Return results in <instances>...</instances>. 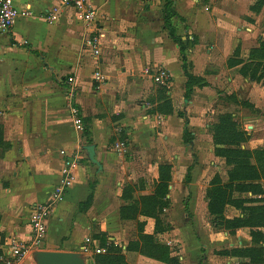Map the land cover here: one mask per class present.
I'll return each instance as SVG.
<instances>
[{
    "label": "crops",
    "instance_id": "1",
    "mask_svg": "<svg viewBox=\"0 0 264 264\" xmlns=\"http://www.w3.org/2000/svg\"><path fill=\"white\" fill-rule=\"evenodd\" d=\"M89 1L98 13L95 26H86L76 10L61 0H14L16 7L29 9L31 16L20 18L9 31L0 29V125L8 145L7 149L0 147V255L7 253L10 240H31L32 210L48 201L58 184L64 162L60 152L65 150L69 155L78 153L81 159L74 170L72 188L49 219L43 251L77 253L92 264L96 255L82 253L83 239L92 237L100 245L105 235L103 238L121 248L126 264H163L127 251L129 224L120 214L127 174L124 157L115 151L112 141L125 131L128 149L145 150L153 170V145L140 140L141 135L150 137L154 132L152 120L139 102L147 99L154 86L146 72L154 67V73L164 70L172 81L168 95L174 107L185 101L187 79L180 49L165 28V0ZM172 1L175 16L171 23L186 45L196 38L186 56L194 65L192 72L208 80L207 87H218L220 68L224 70L241 41L253 36L263 40L236 33L238 24L248 25L245 16L255 0L245 1L246 13L244 2L240 8L236 0ZM52 11L57 18L50 23L47 17ZM96 32H100L102 43L98 57L84 44ZM196 60L201 62L199 68ZM211 65L216 67L209 68ZM207 69L210 71L205 73ZM97 70L107 77L105 85L94 82ZM70 77L77 85V103L88 137L76 130L71 119L67 101ZM235 79L228 78V96L241 93ZM247 82L249 87L242 95L257 112L251 128L263 143L264 86ZM186 120L184 123L172 115L160 121L165 138L170 135L183 140ZM133 177H139L138 173L134 171ZM92 192L91 206L80 210ZM235 239L236 247L254 246L247 234ZM186 257L180 256L182 264H187ZM35 261L32 255L23 264ZM248 261L239 257L231 260L237 264Z\"/></svg>",
    "mask_w": 264,
    "mask_h": 264
},
{
    "label": "rangeland",
    "instance_id": "2",
    "mask_svg": "<svg viewBox=\"0 0 264 264\" xmlns=\"http://www.w3.org/2000/svg\"><path fill=\"white\" fill-rule=\"evenodd\" d=\"M236 1L240 8L241 1L244 2L243 11L246 13L245 1L248 3L249 0ZM259 1L255 0L254 4L247 11L245 20L248 22V25L241 27L238 24L236 33L239 35H257L256 37H259V40L262 38V42H264V0ZM256 4L258 5L254 7ZM249 24L255 25L252 27ZM1 32L6 31L2 30ZM254 39L256 38L253 36L245 42L240 40L241 43L237 47V50H239L237 59H242L243 64L233 67L234 71H228V61L225 62L223 66L224 70L220 68L222 76H220L221 80L217 88H214L212 85V87L203 88L194 86L190 98L187 99L184 96L185 101L181 102L177 109L174 107L171 96L166 97L161 93L163 89L171 91L172 81H169L167 88H159L154 80L155 73L153 69L155 67L147 69L148 72H146L148 75H151L154 86L149 91L147 99L140 101L139 104L141 106L144 105L143 109L147 108V111H144V113L147 116H151V126L154 132L150 137L141 135L140 140L145 145H153L151 149L153 153V170L152 166H150L151 157L148 156L145 150L132 152L128 149L129 142L125 131H121L120 136L116 135L117 139L113 140L112 144L115 151H118L116 148L118 143L125 145L123 149L117 152L120 154L119 156L124 157L123 163L125 164L127 174L121 197L122 207L134 200L139 201L141 197L153 196L158 192V184L167 181L168 194L166 199L169 201V206L165 207L159 216L165 225L171 226L172 230L155 234V218L137 214L136 219H122V221L129 224L126 230L130 242L138 241L139 233L141 235H156L160 242L166 243L171 247L173 255H177L179 258L180 256L187 255V264H237V262H231L235 257L224 255L222 252L232 249H242V246L236 247L237 240L235 236L237 235L244 236V234H247L248 240L252 241L250 229L240 228L235 233H232L224 228L217 229L213 226L212 216L207 208V192L216 185L223 186L229 182L230 170L232 168L227 164L226 158L218 156L216 152L218 148H228L232 142L239 144L238 149L250 151L253 154L264 148V142L260 141V134L255 135L254 129L251 128L255 124L254 116L257 112L254 111L253 105L245 101V97L242 95L249 87V83L247 82L249 79L244 76V72H248L255 65L261 64L259 76L262 72L261 68L264 67V53L253 57L250 55L251 51L255 46L257 48L258 42H260L257 38L255 43ZM195 41L196 38L191 40L187 44V48L191 46L190 44H195ZM244 50H247V53ZM185 54L187 55V53ZM190 61L187 58V69L195 75L192 72L194 65ZM196 62L199 68L201 62L197 60ZM213 66L208 67L212 68ZM208 69L205 70V73L210 71ZM197 76L208 82L203 77L204 75L197 74ZM234 76L236 78L235 87L241 93L238 95V93L234 94L236 93L234 92L231 96H228L225 93L228 90V78L234 79ZM249 82L258 83L263 86L264 72L260 81ZM230 88L229 90L232 92ZM221 93L224 95H220ZM240 102H246L247 104H240ZM169 105L172 107V115L183 119L184 123L185 119H188L189 125L187 128L189 135H192L194 138L192 143L193 148L192 145H187L183 140H180L178 136L172 137L169 135L168 139L165 138L160 121H163L168 116H172L167 115L170 111ZM219 126L222 127V130H219ZM224 127H229V131L224 132ZM161 132L163 135H160ZM221 132L222 134H220ZM214 137L220 141L221 145H216ZM153 139L155 140L153 141ZM132 159L133 161L130 165L129 161ZM194 162L197 164L192 172V183L187 190L184 185V178L188 166ZM251 162L255 163L254 158H252ZM134 171L139 175L136 179L133 177ZM167 177H169L168 180H166ZM261 184L264 187V179L261 181ZM125 190L127 192L123 196ZM158 193L160 194V192ZM188 195L191 196L189 208L186 209L185 200ZM234 197L246 198L251 197V194L236 193ZM239 213L240 211L232 206L226 208L227 218L233 219L238 217ZM252 245L254 244L252 243ZM243 247H246L245 244ZM41 250L43 251L44 248ZM182 250L183 252H181ZM240 263L243 262H239L238 264ZM34 264H37V260Z\"/></svg>",
    "mask_w": 264,
    "mask_h": 264
},
{
    "label": "trees",
    "instance_id": "3",
    "mask_svg": "<svg viewBox=\"0 0 264 264\" xmlns=\"http://www.w3.org/2000/svg\"><path fill=\"white\" fill-rule=\"evenodd\" d=\"M259 1V0H258ZM260 2V1H259ZM259 4V3H258ZM256 4L254 7H256ZM173 1L165 0L164 14H165V28L169 31L172 40L179 46L180 54L183 62V70L187 78L186 93L185 97L190 98L194 86L207 87L209 83L204 81L203 78L198 77L190 73L187 69V58L186 50L187 45L183 42L181 37L177 35L175 27L171 23V19L175 16L172 8ZM262 42V41H261ZM259 47V48H258ZM257 48H254L250 55L256 56L264 53V42L259 44ZM238 51L236 50L234 56L228 59V68H233L243 64V60H238ZM261 64L255 65V67L244 72V76L248 77L249 81H260L264 72V67L261 68ZM264 86V84H263ZM169 90H162L166 97ZM168 104L169 101H167ZM240 104H247L246 102H240ZM169 113L172 115V107L169 105ZM223 119V118H222ZM84 124V123H83ZM189 124L186 120V128L183 134V141L187 145H192L194 138L189 135L187 125ZM219 130L222 127L219 126ZM224 132L229 131V127L223 128ZM83 133L86 137L89 136L88 128L85 125ZM222 134V132L220 133ZM215 138V137H214ZM90 142V141H88ZM216 145H221L220 141L215 138ZM238 143V142H237ZM236 145V146H235ZM239 144L230 143L228 148H218V156L226 158V162L231 166L229 182L223 186L216 185L210 188L207 192L208 198V212L212 216L213 226L217 229L224 228L232 233L240 228H249L250 236L254 246L242 249H232L230 251L222 252L224 255L247 258L248 262L240 264H264V187L261 181L264 179V148L254 152L243 151L238 149ZM0 147L8 148V145L3 141V128L0 125ZM254 158L255 163L251 162ZM194 162L187 170L185 176V186L188 188L192 181V171L194 168ZM167 177L166 180H168ZM157 191L153 196L141 197L139 201H132L130 204L124 206L120 210L121 218L123 220L136 219V215H144L153 217L156 220L155 234L163 233L172 230L170 225H165L164 221L160 219V212L165 207L169 206V201L166 199L168 194L167 181L158 184ZM127 190L124 191L123 196ZM251 194V197L246 198H235L234 194ZM190 196L188 195L186 201V209L189 208ZM93 202V192L88 199L83 202L80 206V210L88 209ZM144 204V205H143ZM143 205V208H142ZM232 206L240 211V215L235 218L226 217V208ZM105 236V235H104ZM103 236V237H104ZM103 242L100 244L101 247L106 249L105 254L96 255L95 264H126L125 256L122 254L121 248L116 247L113 243H110L103 238ZM128 252H137L140 255L155 260L163 264H182L179 256L173 255V251L169 245L160 242L156 235H147L139 233L138 241H131L127 246ZM221 253V254H222Z\"/></svg>",
    "mask_w": 264,
    "mask_h": 264
},
{
    "label": "built area",
    "instance_id": "4",
    "mask_svg": "<svg viewBox=\"0 0 264 264\" xmlns=\"http://www.w3.org/2000/svg\"><path fill=\"white\" fill-rule=\"evenodd\" d=\"M65 6H71L76 10L78 18L86 24V26H95L97 22V10L92 6L89 0H61ZM31 16L29 9L20 10L16 7L14 0H0V29L3 31L11 30L20 18H28ZM55 11L48 15L47 19L50 23L56 20ZM87 47L96 57L101 51V34L100 32L90 35L84 41ZM148 72V71H147ZM94 82L99 85H105L107 77L99 70L94 73ZM154 80L161 86L169 84V77L166 71H156ZM67 101L69 105L70 115L74 127L78 131H83V118L77 103V85L74 77L68 79ZM123 143H118L116 148L121 150L124 148ZM61 155L64 157L63 166L61 168V176L58 184L54 187L50 194L49 200L44 203H39L32 210L30 225H31V240L29 242H20L10 240L8 249L5 255H0V264H23L25 260L30 258L33 253L39 251L44 246V240L48 230L49 219L61 202L64 201L68 191L72 188L75 182L74 170L79 162L78 153L69 155L65 150H62ZM81 251L86 255H101L107 251L104 247L98 244L96 239L85 237L82 242ZM92 264H95L94 262Z\"/></svg>",
    "mask_w": 264,
    "mask_h": 264
},
{
    "label": "water",
    "instance_id": "5",
    "mask_svg": "<svg viewBox=\"0 0 264 264\" xmlns=\"http://www.w3.org/2000/svg\"><path fill=\"white\" fill-rule=\"evenodd\" d=\"M36 257L37 264H87L85 259L71 252H51V251H36L33 253Z\"/></svg>",
    "mask_w": 264,
    "mask_h": 264
}]
</instances>
